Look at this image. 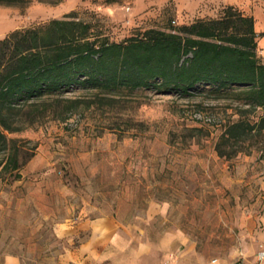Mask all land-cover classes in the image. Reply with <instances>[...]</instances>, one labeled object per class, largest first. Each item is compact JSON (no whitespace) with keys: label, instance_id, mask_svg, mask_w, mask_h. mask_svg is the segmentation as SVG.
Here are the masks:
<instances>
[{"label":"rangeland","instance_id":"1","mask_svg":"<svg viewBox=\"0 0 264 264\" xmlns=\"http://www.w3.org/2000/svg\"><path fill=\"white\" fill-rule=\"evenodd\" d=\"M226 6L254 18L264 61V0H27L0 5V39L72 16L120 42L217 19ZM244 88L96 96L74 86L63 93L77 99L71 111H47L32 127L4 132L31 157L20 178H0V264L253 259L264 251V128L256 125L261 108L239 94ZM237 120L255 126L218 155Z\"/></svg>","mask_w":264,"mask_h":264},{"label":"trees","instance_id":"2","mask_svg":"<svg viewBox=\"0 0 264 264\" xmlns=\"http://www.w3.org/2000/svg\"><path fill=\"white\" fill-rule=\"evenodd\" d=\"M26 3L0 0L2 6ZM254 24L252 16L226 6L217 19L198 20L174 32L148 29L120 42L95 36L90 24L72 16L7 34L0 39V178L5 173L20 178V168L31 157L4 132L32 127L47 111L53 117L71 111L77 99L63 93L74 86L99 96L137 89L189 94L200 85L220 92L244 85L239 94L245 104L263 111L256 122L260 131L264 61L257 56V43L263 33ZM254 126L244 120L230 124L216 147L218 155L223 156L220 147Z\"/></svg>","mask_w":264,"mask_h":264},{"label":"built area","instance_id":"3","mask_svg":"<svg viewBox=\"0 0 264 264\" xmlns=\"http://www.w3.org/2000/svg\"><path fill=\"white\" fill-rule=\"evenodd\" d=\"M233 264H264V251H258L252 260L242 257L237 259Z\"/></svg>","mask_w":264,"mask_h":264},{"label":"crops","instance_id":"4","mask_svg":"<svg viewBox=\"0 0 264 264\" xmlns=\"http://www.w3.org/2000/svg\"><path fill=\"white\" fill-rule=\"evenodd\" d=\"M261 46L264 48V40L261 42ZM254 256H255V255H254ZM254 256H253V258H254ZM250 258H251V257H247L248 260H252V258H251V259H250ZM233 263H234V262H233ZM233 263H232V264H233Z\"/></svg>","mask_w":264,"mask_h":264}]
</instances>
